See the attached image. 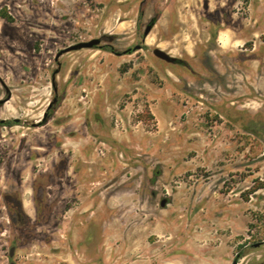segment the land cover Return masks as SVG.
<instances>
[{
	"label": "rangeland",
	"instance_id": "rangeland-1",
	"mask_svg": "<svg viewBox=\"0 0 264 264\" xmlns=\"http://www.w3.org/2000/svg\"><path fill=\"white\" fill-rule=\"evenodd\" d=\"M235 261L264 264V0H0V264Z\"/></svg>",
	"mask_w": 264,
	"mask_h": 264
},
{
	"label": "water",
	"instance_id": "water-1",
	"mask_svg": "<svg viewBox=\"0 0 264 264\" xmlns=\"http://www.w3.org/2000/svg\"><path fill=\"white\" fill-rule=\"evenodd\" d=\"M150 27L146 30L145 35H148V33L150 32ZM100 44V40L99 39H93L87 42H80L78 44L72 45L66 49H64L63 51H61L59 53V55H62L63 53H67V52H71V51H77V50H82V49H90V48H95ZM154 54L155 56H157L160 59H163L169 63H176L178 61H180L179 58L171 56L169 53L163 51L160 48H156L154 50ZM56 102V99L50 103L49 105V109L53 106V104ZM46 116V115H45ZM3 122V121H1ZM234 264H238L237 261L234 262Z\"/></svg>",
	"mask_w": 264,
	"mask_h": 264
},
{
	"label": "flooded vegetation",
	"instance_id": "flooded-vegetation-1",
	"mask_svg": "<svg viewBox=\"0 0 264 264\" xmlns=\"http://www.w3.org/2000/svg\"><path fill=\"white\" fill-rule=\"evenodd\" d=\"M163 60V59H162ZM165 61V60H164ZM167 62V61H166ZM169 63V62H168ZM172 64H180L182 65L183 64V61L180 59V61L176 62V63H172Z\"/></svg>",
	"mask_w": 264,
	"mask_h": 264
}]
</instances>
